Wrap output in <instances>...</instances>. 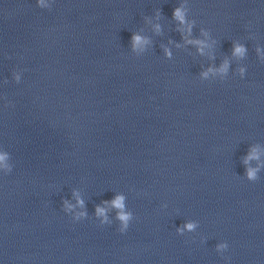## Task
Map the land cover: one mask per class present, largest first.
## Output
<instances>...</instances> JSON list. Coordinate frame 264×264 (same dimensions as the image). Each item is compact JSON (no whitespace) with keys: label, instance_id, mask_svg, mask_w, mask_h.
Wrapping results in <instances>:
<instances>
[{"label":"clouds","instance_id":"obj_1","mask_svg":"<svg viewBox=\"0 0 264 264\" xmlns=\"http://www.w3.org/2000/svg\"><path fill=\"white\" fill-rule=\"evenodd\" d=\"M39 4L40 6H44L43 5V0H39ZM174 17L181 21L182 23L184 22V14L182 12V10L180 8H176L174 10L173 13ZM132 41H133V45L134 47L138 44H140L142 42V38L139 35H133L132 37ZM235 52L237 54H240L243 52V49L240 47H236ZM19 79V77H17V80ZM251 158V157H249ZM6 159V154H0V163H3ZM5 167H7V165H5ZM248 178L249 179H255V170L253 169H249L247 172ZM123 200L124 197L123 196H117L111 203L113 205V207H115L116 209H119L120 211L118 212V216L117 218L121 221L123 227L120 229V231H124L125 228L128 227V222L129 220L132 218V214L130 212H125L123 211L124 209V204H123ZM78 204L82 207L83 206V201L82 200H78ZM65 205L67 208H71L72 205H68L67 202H65ZM96 213L98 216H103L105 213V209L97 207L96 209ZM79 215H85V213H79ZM195 225L193 223H188L186 224V228L188 230H192L194 229ZM181 231V230H178ZM220 247H224V245H221Z\"/></svg>","mask_w":264,"mask_h":264}]
</instances>
